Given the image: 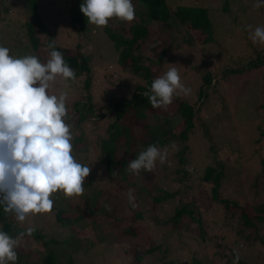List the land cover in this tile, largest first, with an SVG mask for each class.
<instances>
[{"label": "rangeland", "instance_id": "1", "mask_svg": "<svg viewBox=\"0 0 264 264\" xmlns=\"http://www.w3.org/2000/svg\"><path fill=\"white\" fill-rule=\"evenodd\" d=\"M166 1L172 9L179 5L206 7L214 26L213 41L201 44L203 38L201 32L193 31L184 24L171 23L163 27L161 33L152 34L148 43H144L136 55L141 56L144 64L150 67L154 65L153 70L158 68V77L169 68L176 67L180 73L181 82L191 89L190 94L178 96L193 104L198 101L202 73L206 70L211 71L214 78L218 79L216 85L210 86L206 99L202 100V106L198 111L199 118L206 121L210 139L205 137L201 128L190 134L187 141L190 162L203 168L216 158L221 159L226 167L224 191L234 201L251 210L255 203L264 200V64L235 75L229 74L222 77V71L225 68L244 64L258 53L264 54V44L258 41L253 43L249 31V26L252 31L258 26L264 27V0H228L227 7H225L226 0ZM139 3L133 2L135 10L137 9L134 21L128 23L112 18L109 20V26L114 30H120L123 24L127 29L139 20L144 10V4ZM257 3H261L262 6L256 7ZM37 4L41 20L50 30L55 43L69 48L80 43L85 53L91 58L95 81L89 90L84 87V75H76L74 81L67 82L58 77L53 86L54 94L58 95L61 91L68 93L66 122L72 125L76 138L78 135L75 130L77 114L72 110L73 101H84L88 93L93 94L91 98L95 106V114L98 116L107 112L110 98L132 99L137 83L145 84V80L137 78L120 62L112 40L102 27L88 24L84 34L80 32L79 17L77 10L73 7L74 0H37ZM4 5L7 9L3 8ZM141 7L143 8L139 9ZM31 19L28 0H0V45L9 48L10 55L17 58L36 55L42 63H46L50 58V50L46 46L38 49L31 47L25 36L24 23ZM186 28L192 31L191 43L186 42ZM40 35L42 41L46 39L44 34ZM162 49L166 52L160 66L157 64L159 62L157 58ZM147 57H150L152 62L148 61ZM82 104L80 101L79 106ZM174 104L172 102L170 105L172 109L175 108ZM222 104L226 106L222 107ZM160 111L162 110L159 108L158 113ZM93 117L85 120V125L81 124L85 128V135L83 134L85 138L77 144L78 149L73 147L72 152L78 162L87 164L91 169L94 166L89 175L94 177V180L89 182L88 177L85 179L83 195L69 198L62 191H58L50 197L54 200L51 212L29 215L23 223L18 222L13 214L8 213L7 221L19 227L21 232H26L28 227H33L35 231L44 233L47 238L68 240L70 247L67 246L63 253L61 248L64 243L49 245V249L55 254L60 252L58 260L62 264L64 262L66 264H131L126 254L121 256V253L124 252L123 243H127V239H132V236L122 237L121 228L109 229L108 219L116 216L122 222L121 227H125L130 223L125 219L133 216L135 211H143V217L138 221L134 220V224L140 227V230L132 239L133 241L130 240L133 246L127 249L128 253L133 251L137 253L147 242H162L163 247L168 248L166 258H174L181 264H190L191 256L197 258H202L204 255L210 256L212 249L208 243L209 240L200 239L197 224L191 217H183L180 228H172L170 231L168 225H156L155 218L151 214L153 208H156L157 214L161 215L162 219H166L172 214L173 206L177 204V200L173 199L155 205L151 197L155 193L153 184L155 181L157 185L164 187L171 185L163 179L164 171L161 166L166 162L175 165L171 153L168 154L164 164L157 161L156 168H159L154 172V176L149 174V177L144 176L141 172L140 175H135L128 171L127 164L125 167L128 171L127 176L121 174L119 177L114 172L109 179L108 172L103 167L104 164H99L100 159L96 154L99 148L98 139L106 135L108 121L98 124ZM174 120L179 122L177 117H174ZM148 122L152 124L153 118L150 117ZM91 123H93L92 128ZM140 134L141 130L136 134L137 141L126 148L127 151L130 150L129 154H126L124 147L122 152L116 153L117 160L129 156L131 159L136 153L138 156L139 149L143 147ZM211 144L213 146L210 149ZM84 147L90 150H80ZM259 173L262 176L258 177ZM256 177L258 178L255 179ZM196 183L199 185L196 186ZM201 188L203 191L207 190L208 184L196 179V182L187 187V191L202 196ZM130 189L133 190L135 197V207L129 203L127 197ZM146 190L149 191L146 192ZM206 201L208 198L205 199ZM97 204L101 206V214L98 215L100 220H96L93 214H88L86 219L70 225H62L55 220V209L64 208L63 217L71 220L78 216V207L89 210L88 213H90ZM1 206L4 210V206ZM206 207L207 202L202 204L200 211L206 223L207 236L213 232L223 234L231 243L233 233L230 226L216 221L215 228L211 220L218 215L221 218V214L214 213L213 208L206 210ZM196 213H198L197 210ZM121 222L118 221V224ZM118 224L114 222L115 227ZM263 229L262 232H264ZM21 232L11 231L8 234L15 238ZM163 232L167 234L164 235ZM223 242L226 241L223 240ZM238 243L239 245L233 243V247H237L238 252L239 249L248 252L254 264H264V251L261 246L247 247L245 243ZM73 246L74 250H72ZM16 251L18 254L16 264H40L39 258L46 250L32 236L25 235ZM161 255V251H155L146 256L141 264L150 262L159 264L160 261L155 257Z\"/></svg>", "mask_w": 264, "mask_h": 264}, {"label": "trees", "instance_id": "2", "mask_svg": "<svg viewBox=\"0 0 264 264\" xmlns=\"http://www.w3.org/2000/svg\"><path fill=\"white\" fill-rule=\"evenodd\" d=\"M132 1L144 4V10H142L143 14L142 16L140 15L139 20H136V22L128 26L127 29L122 24L120 30H114L109 26V23L108 26L102 28L112 40L113 45L118 52V59L120 62L124 64L125 68H129L132 71V74L137 78L141 80L144 79L145 84H142L141 82L137 83L134 88L132 99L122 97L110 98L107 112L98 116L95 114V106L93 99L91 98L93 94L90 95L88 93L87 99L84 101H73L72 110L77 114L75 130L78 133L77 137H74L73 139V147L78 149L77 144L85 138V128L81 126L83 123L85 125V120H89L91 117L96 116L93 117V120L96 122L98 121V124L108 121L106 135L101 136V138L98 139L97 146L99 148H97L98 152L96 154L100 159L99 164H104L103 167L108 172L109 179L114 172H116V175L119 177L121 174L127 176L128 171L125 167L129 161L137 157V153L131 159L129 156L121 160L116 159V153L122 152L121 150L124 147L126 154H129L130 150L127 151L126 148L132 146V144L137 141L136 134L141 130L140 141L142 142L143 147L139 149L140 152L145 150L149 145H156L161 149L167 147L168 153H171L175 161V165H170L167 162L164 165H161L164 171L162 177L166 182L171 183V185L169 187H164L162 185H157L156 181L153 183L155 185V193L151 197L155 205H159V203L163 202L166 203L173 199L177 200V204L173 206L172 214L166 219H162L161 215L157 214L158 210L153 208V213L151 214L155 218L156 225H168L170 231H172V228H180L183 217L188 216L193 219L197 224L198 236L200 239L205 241L209 240L208 243L211 246L212 254L210 256L204 255L202 258L191 256L190 264H203L204 262L206 264H234V262H236L237 253L239 254V261L236 262V264H254L250 254L240 249L238 252L237 247H233V243H237L238 245V242H240V244L245 243L247 247L259 245L264 251V232H262L264 224V200L255 203L251 210L246 209L244 206L229 197L224 191L223 183L226 176V167L221 159L216 158L215 161H211L203 168H200L198 165L195 166L191 164L190 155L188 153L187 141L190 134L195 130L201 128L205 137L208 140L210 139L206 121L205 119L199 118L198 111L202 106V100L206 99L207 92L209 88H211L210 86L216 85L218 79L214 78L211 71L206 70L201 75L202 84L198 92V105H196L197 102L193 104L187 100L181 99L179 96H175L173 99L175 108L172 109L169 105L166 110L160 108L163 112L160 111L159 113V108H153L148 99L141 94L145 91L150 92L152 81L159 76V69L157 68L156 70H153L154 65H152L153 67H150V65L144 64V60H142L141 56L136 55V52L140 47L144 43H148L152 34L157 32L161 33L162 28L171 23L180 25L184 24L190 29H193V31L201 32L203 35L201 44L213 41L214 26L209 17V11L206 7L198 5H179L172 9L166 0ZM83 2L84 0H74L73 7L77 10V16L79 17L80 32L84 34L87 30V25L91 23H88L87 18L80 11V5ZM227 6L228 0H226L225 7ZM3 8L7 9V6L4 5ZM28 8L32 19L26 21L24 24L25 36L29 45L37 49L41 46H46L48 50L51 51L52 49H50L48 45L54 43L56 50L63 53L65 60L69 66L75 70L76 75H84V87L89 90L91 84L95 81L94 74L92 73L90 56L85 53L80 43L72 48L60 46L55 43L50 30L41 20L37 0H28ZM142 8L143 7L139 9ZM186 29V42L191 43L193 41L192 31H189L188 28ZM41 33L46 36V39L43 41L41 40ZM165 52L166 50L162 49L161 53L158 54L157 62H159L157 64L160 66L161 61L165 56ZM147 58L148 61L152 62L150 57ZM263 64L264 54L258 53L244 64L225 68L222 71V77L229 74L235 75L242 73L245 70H250ZM80 101L83 103L82 106H79ZM225 104H222V107H225ZM150 117L154 120L152 124L148 122ZM174 117H177L179 122H175ZM92 124L93 123H91V125ZM92 127L93 125L91 128ZM173 144L175 145L174 148L172 147ZM212 146L213 144L210 145V149ZM80 150L88 151L90 149L84 147ZM79 163L87 166L85 163ZM158 168L153 172L142 170L141 173L144 176H148V174L154 176V172ZM92 169H94V166H92ZM260 176H262L261 173H259L258 177ZM88 178L89 182L94 180V177L89 176ZM196 179L208 184L207 190L203 191V188L200 189L202 196H197L196 194H191V192L187 191V187L189 188L192 183L196 182ZM198 185L199 184L196 186ZM147 191L149 190H146V192ZM207 198V207L205 209L209 210L210 208H213L215 210L214 213L221 214V218L218 215L217 218L211 220L213 221V225H215L214 227H217L216 221L219 223L222 222L223 225L230 226V229H232L231 232L233 233L231 243L228 242L227 236L223 234L213 232V234L207 236L206 223L200 211L202 204H206L205 199ZM100 207L101 206L97 204L90 210V213H88L89 210L78 207V216L71 220L63 217L65 211L64 208L55 209V220L62 225L76 224L78 221L86 219V216H89L88 214H93L96 217V220H100L101 218L98 217V215L101 214ZM196 210L198 213H196ZM7 216L8 213L4 212L0 205V230L5 231L6 233L11 231L21 232L19 227H16L7 221ZM142 217L143 211H135L133 216H128L125 219L128 222L130 221L129 225L121 227L122 222L114 216L113 219H108V225H110L109 229L116 230L121 228L123 230L121 233L122 237L132 236L133 239L138 235L140 230V227H137V225L134 224V220L138 221L142 219ZM118 221L121 223L118 224ZM114 222L118 224L116 227ZM233 222H235V224ZM167 230L168 229H166V231ZM165 234L167 233H164V235ZM31 236L39 241L46 250L39 258L40 264H62L59 263L58 260L60 252L55 254L53 250L49 249V245L64 243V246L61 248V253H63V251L68 248L67 246H69L68 240H59L55 237L47 238L44 233L38 230L34 231ZM130 240L127 239V243H123L124 252L121 253V256L126 254V258L131 264H141L146 256L153 254L155 251H161L162 253L161 256L155 257L160 261L159 264H181L174 258H166L168 248L163 247L164 243L162 242H147L137 253L134 251L133 253H128L127 249L133 246ZM223 240L226 242H223ZM72 250H74V246ZM128 254H130V256ZM64 264L66 263L64 262ZM148 264H153V262Z\"/></svg>", "mask_w": 264, "mask_h": 264}, {"label": "clouds", "instance_id": "3", "mask_svg": "<svg viewBox=\"0 0 264 264\" xmlns=\"http://www.w3.org/2000/svg\"><path fill=\"white\" fill-rule=\"evenodd\" d=\"M80 11L97 27L108 26L112 18L128 23L136 18L132 0H84ZM249 31L253 43L264 44V27L252 31L249 26ZM48 47L52 49L50 58L42 63L36 55L17 58L0 45V205L20 223L29 215L51 212L53 193L62 191L69 198L83 195L85 179L92 170L72 154L74 133L66 122L68 93H53L58 77L74 81L76 72L54 43ZM190 92L178 69L171 67L152 81L150 92L141 94L153 108L166 110L175 96ZM168 154L167 147L149 145L129 161L128 171L135 175L142 170L153 172L157 161L164 164ZM127 197L135 207L133 190ZM34 231L28 227L13 238L0 230V264H16L21 239Z\"/></svg>", "mask_w": 264, "mask_h": 264}]
</instances>
